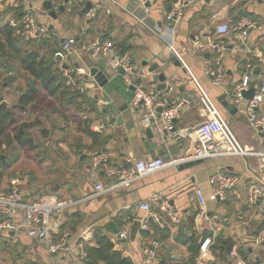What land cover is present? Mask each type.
Segmentation results:
<instances>
[{"label":"crops","instance_id":"0c3cea01","mask_svg":"<svg viewBox=\"0 0 264 264\" xmlns=\"http://www.w3.org/2000/svg\"><path fill=\"white\" fill-rule=\"evenodd\" d=\"M26 1L39 26L47 29L46 37L53 38L59 48L70 38H78L82 43L97 38L113 42L117 54L130 58L139 69L141 75L136 79L137 86L147 91L155 88L169 103L187 100V106L174 121L177 131L167 134L157 125L145 129L142 113L130 106L134 92L125 84L121 73L115 75L107 62H93L90 57L75 52L69 59L75 68L89 74L90 68L96 67L109 82L101 87L94 79L84 76L87 92L81 110L55 105L46 111V118L40 112L32 116V120H42L32 131L38 148L30 154L19 148L12 151L4 147L10 167L0 181V194H8L18 186L27 199L56 197L81 201L60 220L62 227L67 221H79L80 224L75 231L63 230V234L69 233L67 250L53 259L38 241L0 229V264H85L87 257L80 254L77 245L84 234L90 237L86 248L92 245L93 228H108L106 234L115 251L134 264H143L141 239L160 242L159 256L164 264H187L192 256V246H198L205 237L212 239L211 252L218 238L232 240L235 247L230 258L234 264H264V246L255 244V237L264 230V195L255 207L247 205L248 187L259 175L261 160L237 156L190 160L187 163L193 165L185 167L186 163H183L168 167L138 180L130 188L113 190L116 182L103 173L97 175L85 154L104 150L115 166L128 168L131 167L128 159L138 162L158 157L169 161L186 156L199 147L195 138L190 140L187 131L204 120L198 84L214 101L239 142L256 152H264V135L256 136L252 132L244 106L235 105L237 110L230 112L220 101L225 96L233 104L229 94L242 79L248 54L238 47L234 35L222 36L221 40L227 46L226 75L222 86L215 87L205 74L206 62L213 58V53L209 47L195 49L196 43L204 42L208 37L218 38V25L229 19L248 17L262 26V30L247 33L249 43L264 54V0H190L192 2L185 4L179 25L172 23L168 14L181 0L174 5L170 0H154V3L145 0H67L65 11L57 12V20L46 10L45 3L51 0ZM88 4L92 8L83 14ZM7 10L0 8V28L12 22V14ZM215 16H219L216 23ZM171 48L187 68L180 61L181 68L169 63V58L174 56ZM154 64L166 66L170 71L167 85H171V90H158L161 83L155 82L154 77L165 71L161 68L151 73ZM8 76L15 80L5 86L2 95L12 107L31 84L29 75L22 69ZM263 78V69L257 68L252 86L258 87ZM138 80L142 83L138 84ZM12 92H17L14 99ZM49 100L53 102V99ZM101 102L106 104L104 108L98 107ZM19 121L20 124L30 122L25 114H20ZM99 126L103 128L98 129ZM218 171L239 178V183L227 192L225 200L211 201L210 179ZM97 182L103 183L105 193L95 194ZM195 188H200L207 199L205 214L199 206ZM159 193L177 221L160 210L164 229L151 221L148 233H141L139 229L134 241L122 239L120 234L125 227L132 230L135 222L147 217L145 212L137 209L138 205ZM74 213L82 219L75 218ZM124 217H129L131 224L122 222ZM59 230L54 235L56 242L63 237ZM215 262L212 253V259L202 264Z\"/></svg>","mask_w":264,"mask_h":264},{"label":"built area","instance_id":"2783aa9c","mask_svg":"<svg viewBox=\"0 0 264 264\" xmlns=\"http://www.w3.org/2000/svg\"><path fill=\"white\" fill-rule=\"evenodd\" d=\"M53 11L59 12L64 7L67 0H51ZM146 3H154V0H145ZM192 2L190 0H181L179 4L174 6L169 14L168 19L179 25L184 17L185 4ZM0 8L3 10H23L24 14L18 21H12L11 26L16 28V34L23 38L26 42H39L47 35V29L39 26L32 9L27 6L26 0H0ZM215 23L219 21V16L214 17ZM262 30V26L252 18L240 17L237 20L229 19L226 23L218 25L216 34L218 38L208 37L204 42L195 44V49L203 50L209 47L213 53V58L206 62L205 74L211 79L215 87H221L225 75V55L227 46L222 36L234 35L239 48H243L248 54L245 59L244 72L242 79L238 82L232 92L229 94L234 105L244 106L248 124L252 132L256 136L264 135V78L262 83L255 88V94L252 100H246L244 93L250 91L255 78L257 68H262L264 71V54L256 46L249 43L247 33L251 31ZM171 51L177 59L186 67L182 58L177 54L174 48ZM75 52H80L88 57L93 62H107L111 71L115 75H119V70H123L122 77L125 84L129 87H134V97L131 100L130 106L133 109L140 108L143 116V126L145 129H150L153 124L151 120L160 123L161 131L164 133H173L175 131L174 121L179 118L182 111L187 106V100H178L169 107V102L166 96H162L155 88L145 90L141 86L136 85L137 77L141 75L139 69L134 65L128 57L122 58L115 50V44L110 41H103L100 38L82 43L75 38L67 39L61 46V50L57 52V56H61L62 61L58 63L59 70L66 84L73 92L86 94L87 86L84 80L89 76L88 72L83 69H78L73 66L69 59ZM65 65L67 67H65ZM259 66V67H258ZM187 68V67H186ZM193 77V76H192ZM196 81V79L193 77ZM200 93L199 105L202 109V117L204 120L193 129L189 135L190 140L195 138L199 147L192 152H188L186 156L165 161L162 158L146 159L135 162L128 159L131 167L115 166L104 150L88 151L86 156L90 160L91 169L99 175L103 173L109 180L116 182L113 190L119 188H130L138 180L156 174L168 167L177 166L187 163L190 160H208L227 156H237L241 158H257L262 164L259 169V175L253 178L247 191V205L255 207L258 205L261 197L264 195V152H256L243 146L233 131L229 123L224 119L214 101L209 97L207 92L198 84ZM99 108H104L105 103H98ZM158 108H163V112L159 114ZM159 117V118H158ZM99 126L98 129H102ZM239 183V178L226 175L224 172H216L210 179L213 194L210 197L211 201L225 200L228 191L234 190ZM106 192V189L101 182L95 185V194L100 195ZM195 193L200 208L203 213H206L207 199L200 188H195ZM81 204V201L74 199H59L56 197L34 198L27 199L18 186H15L8 194H0V229L8 232L24 234L28 238L36 240L48 252L53 259L59 253L67 250V237L69 233L63 234L60 242L54 240V234L61 227L60 220L64 214ZM158 208L159 210H155ZM138 210L147 214V217L140 220L141 233L149 232V224L151 221L156 222L162 229L163 223L160 216V210L166 212L174 221L177 219L171 213L163 201V196L155 194L149 199L141 202L138 205ZM20 217V219H18ZM124 222L129 224V217L124 219ZM131 224V223H130ZM56 225V228L54 227ZM131 230L125 227L120 236L124 240H129ZM90 239L88 234H84L83 240L77 245L80 254L86 258L87 241ZM257 247L264 246V230L259 232L255 237ZM143 264H162L159 251L161 249L159 241H150L141 239L139 246ZM212 239L205 237L199 244V254L196 259L198 264L205 263L212 259ZM236 255V253H235ZM241 264V263H239Z\"/></svg>","mask_w":264,"mask_h":264},{"label":"trees","instance_id":"16d2710c","mask_svg":"<svg viewBox=\"0 0 264 264\" xmlns=\"http://www.w3.org/2000/svg\"><path fill=\"white\" fill-rule=\"evenodd\" d=\"M177 1L169 2L174 5ZM7 12L12 14V21L20 20L24 14L23 10L8 9ZM16 31L11 23H6L0 28V181L10 167L8 160L1 158L6 153L4 147L12 151H17L19 148L26 153L34 152L38 148L32 131L41 125L42 120H32V116L40 112L46 118L48 115L46 111L54 108L55 105L79 111L86 102L85 95L73 92L62 77L56 62V54L61 47H58L55 40L45 37L39 42H26L16 34ZM75 39L79 41L78 38ZM16 68L22 69L29 75L28 82L31 87L26 88L20 95L16 105L3 106L2 91L15 80V77H9L8 74L14 75V72H17ZM49 98L53 99V102ZM20 114H25L27 121L30 122L20 124ZM90 134L94 136L93 133ZM73 216L82 219L78 213H74ZM79 224V221H67L59 231H62L60 232L62 235L63 230L75 231ZM107 230L108 228L91 230L92 245L86 248L85 264H134L131 259L115 251L114 244L106 234ZM163 231L165 230L161 232ZM215 243L216 247L212 248V253L216 262L212 264H234L230 255L235 243L223 238H218ZM191 250L192 256L187 264H196L199 245L192 246ZM161 262L164 264V261Z\"/></svg>","mask_w":264,"mask_h":264},{"label":"water","instance_id":"95a60500","mask_svg":"<svg viewBox=\"0 0 264 264\" xmlns=\"http://www.w3.org/2000/svg\"><path fill=\"white\" fill-rule=\"evenodd\" d=\"M45 6H46V10L49 11V15H50V17L53 18L54 20H57L58 15H57V13H55V12L52 10V9H53V4H52V2H51V1H47V2L45 3ZM91 8H92V5H91V4H88L87 7H86V9L83 11V14H87V12H88ZM64 11H65V8L62 7V8H61V12H64ZM61 61H62L61 56H57V57H56V62L59 63V62H61ZM168 61H169V63H170L172 66H174V67H177V68H181V67H182V64L179 62V60L177 59V57H176L175 55L172 56V57H170ZM145 66H146V64H145ZM65 67H67V66L65 65ZM161 68H163L165 72L161 73L160 75H156V76L154 77V81H155V82H160V83H161V84L159 85L158 90H159V91L171 90V85H170V84H169V86L167 85V81H168L167 73H169L170 71L167 70L168 68H166V66H160L159 64H154V65L150 68V72H151V73H154V72H156L157 70H159V69H161ZM119 72H120L121 74H123V70H122V69H120ZM89 77L92 78V79H94V80L96 81V83L99 84L101 87H105V85L109 82V81H108V78L106 77V75H105L102 71L98 70L96 67H91V68H90L88 78H89ZM141 83H142V80H138V84H141ZM132 90H133V92H135V88H134V87H132ZM254 94H255V86H252V88L250 89V91L244 93V97H245L246 100H252ZM220 101H221L222 105H223L228 111H230V112L234 111V112H235V111L237 110L236 106L233 105L231 102L227 101L225 96H223V97L220 99ZM172 104H173V103H169V107H170ZM2 105H3V106H8V107H9V105H8L7 102H5V101L2 103ZM142 105H143V102H140V105H139L140 108H139L138 111H141V106H142ZM157 112H158L159 117H160V114L163 112V108H158V109H157ZM159 117H158V118H159ZM151 123H152L153 125H157V126L160 128V123H159V122H157V121H155V120H151ZM175 131H177V129H175ZM192 132H193V130H191V129H189V130L187 131L188 134H192ZM147 133H148L149 136H151V131H150V130H148ZM1 158H2V160H5V155L1 156ZM189 165H193V164H192V163H186V164H184L183 166L186 167V166H189ZM54 227L56 228V225H54ZM140 227H141V222H140V221L135 222V224H134V226H133V228H132V230H131V235H130V238H131L132 241L135 240V238H136V236H137V234H138V231H139Z\"/></svg>","mask_w":264,"mask_h":264},{"label":"rangeland","instance_id":"374dc122","mask_svg":"<svg viewBox=\"0 0 264 264\" xmlns=\"http://www.w3.org/2000/svg\"><path fill=\"white\" fill-rule=\"evenodd\" d=\"M17 69V68H16ZM18 71L20 72V68H18ZM12 93H14V94H12V99H14L13 97H15V95H16V93L17 92H12ZM31 154V153H30ZM34 158H35V156H33V159H31L33 162H34Z\"/></svg>","mask_w":264,"mask_h":264}]
</instances>
